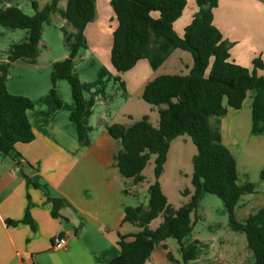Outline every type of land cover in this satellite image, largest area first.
Returning a JSON list of instances; mask_svg holds the SVG:
<instances>
[{
	"label": "crops",
	"instance_id": "1",
	"mask_svg": "<svg viewBox=\"0 0 264 264\" xmlns=\"http://www.w3.org/2000/svg\"><path fill=\"white\" fill-rule=\"evenodd\" d=\"M33 1L0 0V8L17 6L32 15ZM37 1L42 7L51 0ZM67 5L68 0H59L56 12L43 24L36 59L20 58L8 68L9 91L34 102L28 116L35 138L31 142H18L11 153L0 152V264H109L121 252L120 234L132 240V235L139 231L138 226L124 221L126 208L150 206L149 187L153 178L147 179L145 168V180L135 185L131 178L121 174L118 155L122 143L110 134L106 123L132 124L133 97L142 96L145 85L159 75V68L154 70L149 60L143 58L126 72L115 69L111 52L119 21L111 0H96V18L85 31L88 47L79 50L73 66L87 101L83 115L85 139L81 141L77 124L71 119L76 103L70 82L61 78L56 83L60 105L52 93L54 66L69 56L76 38L75 29L66 18ZM197 10L196 0H187L182 16L174 23L180 35ZM214 24L232 43V61L250 69L255 58L264 61V0H219L214 9ZM30 36L28 28L0 25V62H6L15 46L29 41ZM258 74L264 75V68H259ZM117 76L126 83V90ZM254 95L255 91L251 90L241 108L230 107L220 124L223 141L237 161L239 184L255 185V191L243 194L236 207V217L242 222L264 206L261 177L264 131L252 130ZM154 110L148 113L151 121ZM213 121L216 123L217 119ZM19 162L40 187L27 184ZM168 162L169 155L160 177L167 197L162 178ZM186 188L193 190L188 185ZM210 195L213 194L202 193L193 230L183 240L186 247L197 245V257L187 264H256L246 233L232 228L229 214L226 231L225 227L220 228L215 214H211L212 204L216 206L220 202ZM49 197L64 200L62 218L52 215ZM183 198L184 203L189 200V196ZM28 207L35 229L25 223L8 225L7 219L24 218ZM224 207H220L222 214L226 213ZM63 218L73 223L71 229L65 228ZM162 220L163 217H158L151 227H157ZM57 236L68 239L64 248L54 246ZM169 251L183 261L181 244L169 237L156 243L145 264H174L168 257Z\"/></svg>",
	"mask_w": 264,
	"mask_h": 264
},
{
	"label": "trees",
	"instance_id": "2",
	"mask_svg": "<svg viewBox=\"0 0 264 264\" xmlns=\"http://www.w3.org/2000/svg\"><path fill=\"white\" fill-rule=\"evenodd\" d=\"M59 0H51L42 7L33 1L35 13L30 15L17 6L0 8V25L31 30L30 40L15 46L6 62H0V152L11 153L18 142H31L35 134L28 111L34 107L31 98L13 94L7 86L8 68L11 63L27 58L34 61L38 56V44L42 39L43 24L50 20L58 8ZM198 10L183 35L174 28L187 5V0H111L119 21L114 31L111 60L115 69L126 72L140 59L149 60L157 70L178 48L189 51L193 65L188 74H160L149 81L142 97L152 105L165 104L158 112L160 121L155 126L149 115L127 126L122 123H106L110 134L121 140L118 155L121 174L131 178L135 185L145 180L143 173L152 155H156L155 181L151 183L150 206L127 207L124 221L135 224L139 231L133 239L120 234L118 244L121 252L109 264H145L156 243L169 237L176 238L182 246L183 261L180 262L169 251L168 257L174 264H187L197 257V245L186 247L183 240L194 227L192 214H196L200 197L204 191L216 195L228 211L230 224L247 235L248 245L255 254V263L264 264V206L251 214L244 222L236 217L240 197L255 191L254 183L240 185L237 161L226 146L221 133V118L230 107H242L249 91H255L253 99L254 133L264 131V75L258 74L264 68L259 57L250 69L231 60L232 43L224 38L214 24V9L219 0H196ZM97 15L96 0H68L66 18L75 29L76 38L68 57L57 61L52 71V93L57 103L56 83L66 78L72 88L76 103L71 119L77 124L81 141L85 139L83 115L87 101L80 77L74 73V60L83 47H88L86 27ZM124 90L126 83L117 76ZM94 103V99L90 100ZM212 118L217 122L213 123ZM188 134L197 146L193 156V190L182 191L189 200L175 208L164 193L160 177L168 160L172 141ZM21 173L28 185L40 187L32 180L19 162ZM264 179V169L261 171ZM52 215L62 218L60 210L65 203L62 198L49 197ZM162 222L155 228L151 223L158 217ZM8 225L29 224L35 229L29 207L24 218L7 219Z\"/></svg>",
	"mask_w": 264,
	"mask_h": 264
},
{
	"label": "rangeland",
	"instance_id": "3",
	"mask_svg": "<svg viewBox=\"0 0 264 264\" xmlns=\"http://www.w3.org/2000/svg\"><path fill=\"white\" fill-rule=\"evenodd\" d=\"M190 10V7H189ZM179 25H177V29ZM193 65V57L189 51H185L183 49L174 50L173 54L164 62L157 72L160 74H188ZM133 103L135 104V109L133 110V119L132 124L138 120H140L144 115H148L150 109L155 108L154 110V118L152 122L159 123L160 115L159 108L166 107L165 104L162 105H152L148 103L141 94H136L133 97ZM157 107V108H156ZM214 118H212V122ZM130 121V120H126ZM131 125V124H130ZM197 153V146L193 142L191 136L188 134L180 135L176 137L171 144L170 152H169V162L166 168V174L162 178V183L165 187V190L168 194L169 201L173 206H182L184 204L182 190L186 188L188 185L191 188L193 187L192 183V174H193V156ZM156 155H152L151 159L148 162V165L145 169V174L147 179L153 178L155 181V173L154 168L156 165L155 162ZM161 181V180H160ZM181 189V191L179 190ZM212 198L217 200L216 206L215 203L212 204L211 208L213 211L211 214H215L214 217L218 220L219 224H221V229L226 231V224H228V211L226 209V213L222 214L220 209L224 207L222 200L215 196L210 195ZM210 207V206H209ZM219 208V209H218ZM225 209V207H224ZM198 215V210L196 214H192V220L195 222ZM214 220V219H213ZM218 223L217 221H215Z\"/></svg>",
	"mask_w": 264,
	"mask_h": 264
},
{
	"label": "built area",
	"instance_id": "4",
	"mask_svg": "<svg viewBox=\"0 0 264 264\" xmlns=\"http://www.w3.org/2000/svg\"><path fill=\"white\" fill-rule=\"evenodd\" d=\"M68 239L63 236H57L54 238V246L56 248H64L67 245Z\"/></svg>",
	"mask_w": 264,
	"mask_h": 264
},
{
	"label": "water",
	"instance_id": "5",
	"mask_svg": "<svg viewBox=\"0 0 264 264\" xmlns=\"http://www.w3.org/2000/svg\"><path fill=\"white\" fill-rule=\"evenodd\" d=\"M62 223L64 224L66 229H71L73 227V223L68 222L65 218L62 219Z\"/></svg>",
	"mask_w": 264,
	"mask_h": 264
}]
</instances>
